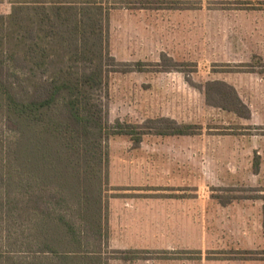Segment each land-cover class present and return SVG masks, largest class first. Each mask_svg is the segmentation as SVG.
Here are the masks:
<instances>
[{
  "label": "rangeland",
  "instance_id": "rangeland-1",
  "mask_svg": "<svg viewBox=\"0 0 264 264\" xmlns=\"http://www.w3.org/2000/svg\"><path fill=\"white\" fill-rule=\"evenodd\" d=\"M98 1L108 121L152 133L108 141V264H264V0Z\"/></svg>",
  "mask_w": 264,
  "mask_h": 264
},
{
  "label": "trees",
  "instance_id": "trees-1",
  "mask_svg": "<svg viewBox=\"0 0 264 264\" xmlns=\"http://www.w3.org/2000/svg\"><path fill=\"white\" fill-rule=\"evenodd\" d=\"M12 5L0 12V264H108V141L152 134L108 121L110 11L98 0Z\"/></svg>",
  "mask_w": 264,
  "mask_h": 264
},
{
  "label": "crops",
  "instance_id": "crops-1",
  "mask_svg": "<svg viewBox=\"0 0 264 264\" xmlns=\"http://www.w3.org/2000/svg\"><path fill=\"white\" fill-rule=\"evenodd\" d=\"M263 221H262V225H263V223H264V215H263V219H262ZM263 230H264V227H263Z\"/></svg>",
  "mask_w": 264,
  "mask_h": 264
}]
</instances>
